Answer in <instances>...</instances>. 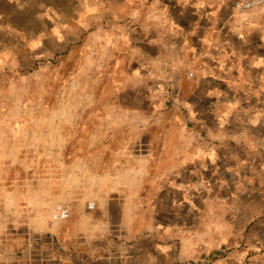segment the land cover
Wrapping results in <instances>:
<instances>
[{
    "label": "rangeland",
    "instance_id": "obj_1",
    "mask_svg": "<svg viewBox=\"0 0 264 264\" xmlns=\"http://www.w3.org/2000/svg\"><path fill=\"white\" fill-rule=\"evenodd\" d=\"M198 4L0 0V264H264V83H215Z\"/></svg>",
    "mask_w": 264,
    "mask_h": 264
},
{
    "label": "crops",
    "instance_id": "obj_2",
    "mask_svg": "<svg viewBox=\"0 0 264 264\" xmlns=\"http://www.w3.org/2000/svg\"><path fill=\"white\" fill-rule=\"evenodd\" d=\"M196 1L199 2L198 7H206L207 10L199 11L195 23L198 28L192 33L191 40L196 41L194 51L205 60L206 67H209L214 73L221 74L222 80H215V83H221L225 89L232 90L239 85L243 91L252 89L256 93L258 90L261 92L264 83V48L250 47L251 36H248V32L235 34L233 32L236 26L234 19L230 16L225 18L218 12L224 10L231 12L230 10L235 6L237 0ZM263 22V20L259 21L255 25L261 27ZM262 31L260 30V33ZM164 149L157 159L156 169L164 167L165 163L177 161V155H173V153L177 154V151L174 152L167 145ZM148 152L151 153V149L148 148ZM142 160L149 163L148 167L152 168L150 155L143 156ZM136 233L134 228L129 231L132 237Z\"/></svg>",
    "mask_w": 264,
    "mask_h": 264
},
{
    "label": "built area",
    "instance_id": "obj_3",
    "mask_svg": "<svg viewBox=\"0 0 264 264\" xmlns=\"http://www.w3.org/2000/svg\"><path fill=\"white\" fill-rule=\"evenodd\" d=\"M264 5V0H240L238 8L241 12H250ZM191 77L193 74H190ZM90 210L95 208L94 203L88 205ZM71 218V210L69 207L63 204H58L52 214V221L54 222H65Z\"/></svg>",
    "mask_w": 264,
    "mask_h": 264
}]
</instances>
